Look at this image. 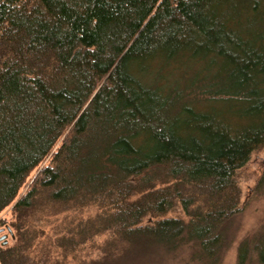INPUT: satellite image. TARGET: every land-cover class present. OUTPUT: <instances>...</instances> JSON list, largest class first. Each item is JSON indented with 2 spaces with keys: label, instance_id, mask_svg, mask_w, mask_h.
Masks as SVG:
<instances>
[{
  "label": "trees",
  "instance_id": "16d2710c",
  "mask_svg": "<svg viewBox=\"0 0 264 264\" xmlns=\"http://www.w3.org/2000/svg\"><path fill=\"white\" fill-rule=\"evenodd\" d=\"M262 148L264 0H0V214L15 232L0 264H139L185 246L221 264L236 174ZM72 212L61 256L34 251L42 223ZM237 249L264 264L262 234Z\"/></svg>",
  "mask_w": 264,
  "mask_h": 264
},
{
  "label": "rangeland",
  "instance_id": "374dc122",
  "mask_svg": "<svg viewBox=\"0 0 264 264\" xmlns=\"http://www.w3.org/2000/svg\"><path fill=\"white\" fill-rule=\"evenodd\" d=\"M49 160L50 156H48L38 168L31 172L24 186L20 190V196L25 194L32 182L36 179L40 169L48 164ZM263 171L264 148L256 150L244 168L239 170L236 174L240 189H242V203L239 210L240 212L238 215H236L230 228L229 234L230 240L232 241L229 243V246L226 247L221 264H237V248L239 243L248 237H254L259 234L264 236V186H259L256 188V184ZM11 213V207L9 206L0 214L1 246L12 244L13 239H15V232L8 226L12 219ZM93 213H95L94 210H89L78 215L79 218L88 217L93 215ZM64 216H73V212L51 218L47 223H42L44 235L37 241L34 251L39 253L44 250L49 252L53 257L61 256L60 251L55 248L54 242L57 237L55 231L56 226L63 221ZM171 216L185 217V215H183L180 210L177 209L175 210V213L170 215V217ZM148 221L149 219H146L145 223ZM190 247L191 246H185L178 250L175 254L166 255L165 257L158 256L149 259L146 258L145 261L139 264H198L192 259L193 251ZM68 264H72L70 256L68 259ZM248 264H257V261L253 258Z\"/></svg>",
  "mask_w": 264,
  "mask_h": 264
},
{
  "label": "bare ground",
  "instance_id": "6f19581e",
  "mask_svg": "<svg viewBox=\"0 0 264 264\" xmlns=\"http://www.w3.org/2000/svg\"><path fill=\"white\" fill-rule=\"evenodd\" d=\"M12 232V231H11Z\"/></svg>",
  "mask_w": 264,
  "mask_h": 264
},
{
  "label": "water",
  "instance_id": "95a60500",
  "mask_svg": "<svg viewBox=\"0 0 264 264\" xmlns=\"http://www.w3.org/2000/svg\"><path fill=\"white\" fill-rule=\"evenodd\" d=\"M6 245V244H5Z\"/></svg>",
  "mask_w": 264,
  "mask_h": 264
}]
</instances>
